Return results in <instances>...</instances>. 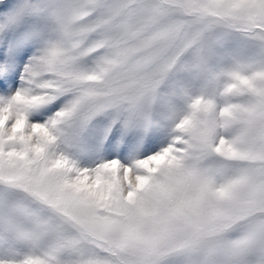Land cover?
Listing matches in <instances>:
<instances>
[{
    "label": "clouds",
    "instance_id": "9594fccd",
    "mask_svg": "<svg viewBox=\"0 0 264 264\" xmlns=\"http://www.w3.org/2000/svg\"><path fill=\"white\" fill-rule=\"evenodd\" d=\"M0 5L24 9L0 46L31 49L0 105L29 120L51 110L40 123L55 137L40 154L25 140L0 153V264H264V0ZM159 133L160 151L102 164L143 174L172 152L154 181L174 184L171 199L110 211L75 190L102 164L78 163L69 138L102 148Z\"/></svg>",
    "mask_w": 264,
    "mask_h": 264
},
{
    "label": "rangeland",
    "instance_id": "374dc122",
    "mask_svg": "<svg viewBox=\"0 0 264 264\" xmlns=\"http://www.w3.org/2000/svg\"><path fill=\"white\" fill-rule=\"evenodd\" d=\"M31 53L30 48H23L19 51L12 48L0 46V81L4 87L0 89V98L8 97L15 93L19 84L21 70L27 57ZM241 82L249 90H256V86L241 78ZM51 110L45 111L36 109L30 115V119L35 122H44ZM4 128L3 121H0V130ZM34 136L25 133L23 126L17 129L19 135L12 137L5 143H0V153L4 147L11 142L25 140V143L35 154L43 153L48 144L54 142L55 137L48 128L33 127ZM37 143L30 144L33 138ZM168 137L164 133L153 135L144 140L123 139L117 140L113 135L102 148L91 145L76 143L69 138L70 154L83 166L94 168L99 164L112 159H118L123 164H130L137 158H144L148 155L160 151L167 145ZM14 151V150H13ZM8 155H11L9 153ZM23 159L26 153H17ZM174 154L167 152L160 154L150 162L142 166L143 174L135 170H122L119 162H112L95 169L91 173H83L78 184L75 185L77 192L84 191L93 198L94 204L99 208H107L115 211V205L122 199L129 204H139L146 201L166 202L178 191L171 182L154 183L155 178L162 170L170 168L174 164ZM62 166V165H61ZM91 180V183L88 181Z\"/></svg>",
    "mask_w": 264,
    "mask_h": 264
},
{
    "label": "snow or ice",
    "instance_id": "6c2138e0",
    "mask_svg": "<svg viewBox=\"0 0 264 264\" xmlns=\"http://www.w3.org/2000/svg\"><path fill=\"white\" fill-rule=\"evenodd\" d=\"M0 32L13 29L17 27L22 20L24 15V9L13 10L12 12H5L4 6L0 5ZM4 87L2 81H0V89ZM8 97L0 98V101H7ZM4 111L2 113V120L4 123V128L0 130V143H5L9 141L10 138L17 136V129L23 126L25 133L29 136H34L32 131L33 127H44L48 128L46 124H42L40 122H35L29 120L27 118L26 113L21 112L17 113L16 111H12L11 115H9V103L5 102L2 105Z\"/></svg>",
    "mask_w": 264,
    "mask_h": 264
}]
</instances>
